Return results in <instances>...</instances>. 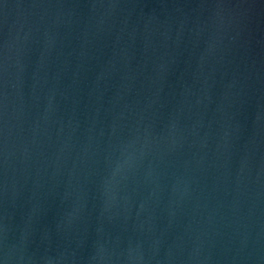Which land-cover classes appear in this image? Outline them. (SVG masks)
<instances>
[{
	"label": "water",
	"instance_id": "95a60500",
	"mask_svg": "<svg viewBox=\"0 0 264 264\" xmlns=\"http://www.w3.org/2000/svg\"><path fill=\"white\" fill-rule=\"evenodd\" d=\"M0 264H264V0H0Z\"/></svg>",
	"mask_w": 264,
	"mask_h": 264
}]
</instances>
